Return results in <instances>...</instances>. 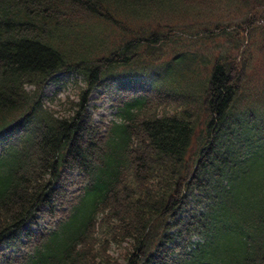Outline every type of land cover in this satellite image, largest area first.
Segmentation results:
<instances>
[{
  "label": "trees",
  "instance_id": "trees-1",
  "mask_svg": "<svg viewBox=\"0 0 264 264\" xmlns=\"http://www.w3.org/2000/svg\"><path fill=\"white\" fill-rule=\"evenodd\" d=\"M260 56L264 0H0V264H264Z\"/></svg>",
  "mask_w": 264,
  "mask_h": 264
},
{
  "label": "rangeland",
  "instance_id": "rangeland-1",
  "mask_svg": "<svg viewBox=\"0 0 264 264\" xmlns=\"http://www.w3.org/2000/svg\"><path fill=\"white\" fill-rule=\"evenodd\" d=\"M223 15L224 14L222 12H220L217 15L209 16L210 19H212L210 23H215L213 21L216 20L217 16L219 18L222 17V19H223ZM232 17L235 20H233V18H231L232 21L230 23H237V20H239L242 17V15H236L233 13ZM233 36H235V34ZM233 38H229L230 41H232V40L234 41L235 37H233ZM115 39H116V37L113 36L112 41L114 42ZM230 41H228V38H216V44L220 45L221 48H223L224 50H227L228 54H231L232 56H234V54H237L236 53L237 51L234 50L233 48H229L230 47ZM206 45H207L206 47L209 48V47H212L213 44H211L210 42H207ZM247 46H249V45H247ZM247 46H245V47H247ZM249 50L253 51V54L255 57L257 55H259L260 51H258L256 49L255 45L253 47V50H251L250 48H249ZM263 61H264V58L262 56H260L257 59V61L254 62V65L256 67V74L254 76L255 81H258L259 79L262 80V78H263V75H264ZM75 79H76V77L70 76L67 78L65 76L58 75V76H56L55 79L49 81L47 83L45 89H44V94L46 96L45 103L47 105H50L51 107H53L55 110L63 112L64 109L67 108V105L64 103L66 101V99L76 101L77 89L75 88V82H76ZM77 83L81 84L79 81ZM100 93H101V89L93 92L90 95L89 106L93 105L97 108V112H95V114H94V120L100 121L102 117L110 120L112 118L113 113H114V110L112 109V106H111L110 98L108 95H105V94L100 95ZM110 253L113 257L118 258L119 255L122 253V250L117 249L115 247H112ZM119 263H121V260L119 261Z\"/></svg>",
  "mask_w": 264,
  "mask_h": 264
}]
</instances>
